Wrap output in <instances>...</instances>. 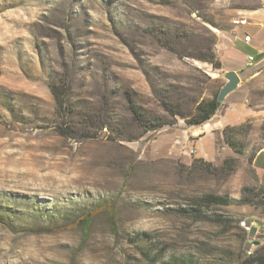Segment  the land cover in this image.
<instances>
[{
	"label": "rangeland",
	"instance_id": "1",
	"mask_svg": "<svg viewBox=\"0 0 264 264\" xmlns=\"http://www.w3.org/2000/svg\"><path fill=\"white\" fill-rule=\"evenodd\" d=\"M259 4L0 0V264H241L256 250L242 222L264 221V174L253 167L264 123L237 138L236 154L207 123L143 133L128 93L148 120L173 121L166 104L190 111L212 98L225 71L192 57L214 43L220 59L219 35ZM237 47L239 62L254 54ZM52 87L66 94L64 112ZM248 104L264 105V72ZM231 157L229 174L198 162ZM208 194L233 202L181 213ZM256 242L264 247V235Z\"/></svg>",
	"mask_w": 264,
	"mask_h": 264
},
{
	"label": "trees",
	"instance_id": "2",
	"mask_svg": "<svg viewBox=\"0 0 264 264\" xmlns=\"http://www.w3.org/2000/svg\"><path fill=\"white\" fill-rule=\"evenodd\" d=\"M261 4L258 6L251 7V9L260 8ZM193 59L199 60L201 62L208 63L212 66L214 70H222L223 65L221 60L218 58L215 50L214 43L206 44L204 47L199 49L198 54L192 57ZM259 62V61H258ZM220 92V91H219ZM219 92L212 96L210 99L196 98L193 101V110L187 111L183 105L178 102L174 106L167 105L165 107L166 112L173 118V121H167L166 119L155 118L148 120L143 114L142 108L136 103L133 94L128 93V104L130 112L133 115V119L137 122L139 126L143 128V133H149L152 131L159 130L166 125L177 124V119L184 120L187 127L200 126L211 120L218 110L223 105L222 102L218 101ZM52 94L57 103L58 110L64 112L66 107V100L64 92L58 87H52ZM252 122L248 121L246 123L236 125V126H226L221 131V137L224 143L231 148V150L236 154H242L244 152L243 148L239 147L237 138L240 135L248 134L252 128ZM264 137V124L261 128ZM255 158V157H254ZM253 158V160H254ZM202 168L210 173H232L235 170L237 159L227 158L224 161L222 167L215 166L212 162H206L204 159H198ZM250 191L249 188L244 189V194ZM260 194H256V197H261ZM233 199L230 196H220L216 194H208L200 198L198 201L191 203L188 208L181 210V213L187 216L201 217V208L204 205H220V206H230ZM241 205H249L250 201L246 197L242 198L238 202ZM264 207V201L259 203ZM87 222V220H86ZM144 235L143 238H146ZM241 264H264V247L257 245L256 250L250 253L245 258L243 257Z\"/></svg>",
	"mask_w": 264,
	"mask_h": 264
},
{
	"label": "crops",
	"instance_id": "3",
	"mask_svg": "<svg viewBox=\"0 0 264 264\" xmlns=\"http://www.w3.org/2000/svg\"><path fill=\"white\" fill-rule=\"evenodd\" d=\"M260 1V8L251 9L240 15L242 22L237 21L235 27L230 33L224 32L219 35L218 55L222 62V71L225 73L234 71L241 79L239 87L226 98L225 105H222L216 115L205 124L210 126L208 133L216 135L221 132L226 126H236L242 123L251 121L252 123H264V105H256L251 107L248 104V93L250 82L256 80L264 72V56L259 62H255L252 66L246 67L245 61L249 56L256 58L257 55H264V0ZM250 35L251 43H246L244 38ZM221 44L224 46L220 50ZM239 44H246L249 46L254 54H249L242 62H239L240 53L238 49ZM230 54V62L226 64L224 56ZM239 94V95H237ZM244 96V102L239 103L238 98ZM230 116L227 122L221 120L225 116ZM220 123H231L224 124ZM192 128V127H188ZM169 131H165L167 133ZM205 134V133H204ZM161 136V135H160ZM194 139L201 137V132H194ZM198 136V137H197ZM199 158H202L199 156ZM253 167L259 174H264V149L260 150L253 160Z\"/></svg>",
	"mask_w": 264,
	"mask_h": 264
},
{
	"label": "built area",
	"instance_id": "4",
	"mask_svg": "<svg viewBox=\"0 0 264 264\" xmlns=\"http://www.w3.org/2000/svg\"><path fill=\"white\" fill-rule=\"evenodd\" d=\"M246 43H251L252 38L250 35H246L244 38ZM255 58L253 56H249L247 59V65L252 66L255 63ZM191 155L196 154V150H191ZM242 226L250 237V242L255 245L257 242V237L259 235H264V221L263 223H257L256 221H243Z\"/></svg>",
	"mask_w": 264,
	"mask_h": 264
},
{
	"label": "water",
	"instance_id": "5",
	"mask_svg": "<svg viewBox=\"0 0 264 264\" xmlns=\"http://www.w3.org/2000/svg\"><path fill=\"white\" fill-rule=\"evenodd\" d=\"M263 54H259L256 56L255 61L258 62L263 58ZM225 79L227 80V83L224 85V87L221 89L218 95V101L223 102L228 95H230L232 92H234L240 85L241 79L238 76V74L234 71H230L225 73ZM260 243L257 242L255 245H259Z\"/></svg>",
	"mask_w": 264,
	"mask_h": 264
}]
</instances>
